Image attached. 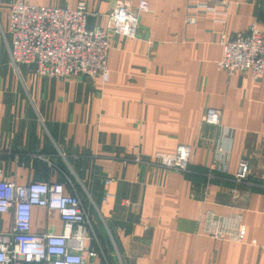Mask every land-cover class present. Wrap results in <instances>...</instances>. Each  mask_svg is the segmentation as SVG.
<instances>
[{"label": "crops", "instance_id": "0c3cea01", "mask_svg": "<svg viewBox=\"0 0 264 264\" xmlns=\"http://www.w3.org/2000/svg\"><path fill=\"white\" fill-rule=\"evenodd\" d=\"M0 0V170L15 184L61 182L89 221L102 264H264V75L218 65L221 33L264 34V0H147L133 36L107 31L108 75L44 76L9 60ZM74 7L102 28L116 2L22 0ZM209 107L217 124L202 121ZM191 147L187 171L132 160ZM245 157L250 173L232 180ZM107 179V181H105ZM238 187L232 194L231 188ZM210 210L241 214L243 240L199 232ZM11 212H0V232ZM30 229L60 232L55 210L33 206Z\"/></svg>", "mask_w": 264, "mask_h": 264}, {"label": "built area", "instance_id": "2783aa9c", "mask_svg": "<svg viewBox=\"0 0 264 264\" xmlns=\"http://www.w3.org/2000/svg\"><path fill=\"white\" fill-rule=\"evenodd\" d=\"M221 2L224 0H201ZM147 0H137L134 8L116 2L106 13L104 26L89 27L83 2L74 7L38 5L22 0L8 3L7 29L11 39L9 60L31 63L38 75L86 76L106 80L107 31L133 36L137 14L147 11ZM222 55L218 65L228 74L248 69L254 76L264 75V34L252 23L245 33L220 35ZM220 112L209 107L202 121L217 124ZM191 147L179 144L172 153L157 152L149 158L134 155L132 160L157 164L165 169L187 171ZM250 163L238 160L232 177L236 185L246 180ZM107 181V179L105 180ZM232 194L238 187L231 188ZM33 206L55 210L61 222L60 232H35L30 229ZM11 212V226L0 232V264H102L101 251L87 245L92 237L88 217L74 193L64 191L61 182L29 181L15 184L4 179L0 170V212ZM199 232L213 239L240 242L245 225L239 212L230 215L210 210L201 217Z\"/></svg>", "mask_w": 264, "mask_h": 264}]
</instances>
